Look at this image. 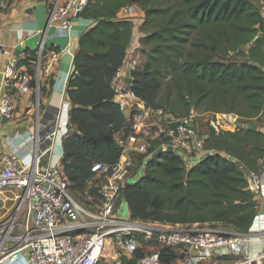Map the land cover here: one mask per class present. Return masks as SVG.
<instances>
[{
  "label": "trees",
  "instance_id": "1",
  "mask_svg": "<svg viewBox=\"0 0 264 264\" xmlns=\"http://www.w3.org/2000/svg\"><path fill=\"white\" fill-rule=\"evenodd\" d=\"M133 6L144 15L138 42L145 56L144 67L131 74L133 95L146 108L174 118L203 111L236 116L242 126L215 133L207 125L206 155L190 158V166L178 154L158 152L159 142H151L153 155L146 161L142 156L137 166L143 173L122 192L129 217L246 232L255 222L256 204L245 175L259 170L257 160L264 157V134L246 129L264 121V22L251 0H89L81 18L91 27L79 38L76 75L66 85L71 133L62 142L61 166L70 190L88 189L95 164L114 165L121 154L115 136L129 132L111 84L133 39L134 21L118 13ZM35 56L26 52L30 60ZM164 88L172 91V100L160 97ZM22 99L29 114L35 95ZM91 194L98 197L95 188ZM173 259L167 252L162 261ZM121 264L133 261L121 259Z\"/></svg>",
  "mask_w": 264,
  "mask_h": 264
},
{
  "label": "built area",
  "instance_id": "2",
  "mask_svg": "<svg viewBox=\"0 0 264 264\" xmlns=\"http://www.w3.org/2000/svg\"><path fill=\"white\" fill-rule=\"evenodd\" d=\"M88 2L51 0L47 25L69 30L73 19H81ZM132 8L121 10L122 19L134 21ZM261 18L264 22V7ZM35 55L33 60L26 55L11 57L0 73L1 122L15 119L23 94L30 92L37 98L38 115L42 85L55 77L59 55L43 40ZM133 69L132 64L124 63L111 84L114 101L127 120L129 132L123 134L120 158L114 165L92 167L95 176L89 184L98 193L94 209L74 200L61 164L42 167L37 157L25 165L17 154L0 152V196L15 195L13 207L0 217V264L23 250L27 264H121V259L132 260L133 264H163L167 252L174 256L169 264H264V230L239 232L210 225L172 227L130 217L119 219L118 205L124 188L143 173L137 170L133 174V155L143 156L146 161L153 155L148 154L150 143L161 138L168 144L160 145L158 151L180 155L187 166L191 165L190 158L200 159L204 153L202 140L195 132L197 114L174 118L161 110L146 108L126 83ZM75 75L72 65L68 80ZM69 111L70 106L64 104L43 133H34L36 154L40 150L52 152L57 140L71 133ZM218 115L211 114L208 124L215 133L225 131ZM236 128L234 122L229 131ZM257 165L259 170L245 175L256 211L264 198V157L257 160Z\"/></svg>",
  "mask_w": 264,
  "mask_h": 264
},
{
  "label": "crops",
  "instance_id": "3",
  "mask_svg": "<svg viewBox=\"0 0 264 264\" xmlns=\"http://www.w3.org/2000/svg\"><path fill=\"white\" fill-rule=\"evenodd\" d=\"M251 1L260 9L264 7V2ZM50 2L51 0H0V73L9 59L16 56L18 47L22 50L20 55H26V52H35L38 44L43 40L48 49L59 55V63L54 68L55 77L42 85L38 115L35 110L36 106L32 112L26 114L22 102L13 121H0V152L17 154L25 165L32 164L38 157L42 167L61 164L64 138L55 143L52 152L45 153L44 150H40L36 154L33 151L32 136L37 131L43 133L45 126H48L64 104L70 106L66 96L69 70L78 50L80 36L91 27V23L82 18L73 19L69 30H64L57 25L48 26ZM132 9L134 17L137 18L135 20L140 23L143 20V13L137 6H133ZM118 18H124L123 11L118 13ZM36 99L35 97V104ZM19 127L23 132L17 130ZM256 129L264 134V127L261 125H258ZM123 139V133L117 134L116 144L119 146ZM205 155L206 153H203L202 157ZM14 204V194L8 197L1 195L0 217ZM257 230H264V198L256 211L254 224L247 231ZM26 255L25 250L17 252L5 260L4 264H27Z\"/></svg>",
  "mask_w": 264,
  "mask_h": 264
},
{
  "label": "rangeland",
  "instance_id": "4",
  "mask_svg": "<svg viewBox=\"0 0 264 264\" xmlns=\"http://www.w3.org/2000/svg\"><path fill=\"white\" fill-rule=\"evenodd\" d=\"M133 18H135V17H133ZM140 24H139V22H137L135 20L134 28H133V39H132V42H131L128 50H127L125 64L130 63L134 66L133 71L131 73H128L129 75L127 78H131V74L137 69H142L144 67V64H145V56L142 54V48L140 47L139 42H138L139 39L143 36L141 33V25ZM229 61H236V60L233 57H230ZM237 62H239V61H237ZM160 97L163 99L165 97H169L170 100H172L173 99L172 91L167 92V90L164 88L160 94ZM40 112H41V109H40ZM233 117L235 119L236 126L237 127L242 126V121L239 120V118L236 116H233ZM153 119H157V118L153 117ZM210 120H211V113H204L203 111L197 112L196 119H195V121H196L195 132H196L197 138H199L200 140H203V138H205V136L207 135V131H208L207 125L209 124ZM233 124H234V122H232V125ZM259 125H261V127H264V121L259 123ZM17 130L19 132L22 131V129L20 127L17 128ZM225 131H229V130H225ZM58 140H60V139H58ZM123 141H124V139H123ZM158 142L160 145H162V144L167 145L168 144V142L162 138ZM133 160H134L135 166H134L132 172H133V174H135L138 170L137 166L139 165V163L141 161V157L138 158L136 155H133ZM131 182H134V180H131ZM93 188H94L93 184H89L88 189L84 192H80V191L72 192L71 193L72 197L79 204L84 205L87 208L90 207L91 209H94L95 205L97 204V195L91 194V192H93ZM10 194H12V193H4L3 196L8 197ZM118 217L121 220H125V219L129 218L127 206L123 201H121L120 204L118 205ZM216 226L219 229H225L224 226H221V225H216ZM109 250H110L109 253H111V255L113 256L114 250L112 248H110Z\"/></svg>",
  "mask_w": 264,
  "mask_h": 264
},
{
  "label": "bare ground",
  "instance_id": "5",
  "mask_svg": "<svg viewBox=\"0 0 264 264\" xmlns=\"http://www.w3.org/2000/svg\"><path fill=\"white\" fill-rule=\"evenodd\" d=\"M218 119L220 120V124L223 130H232L233 128L232 122H235V119L233 116L219 114Z\"/></svg>",
  "mask_w": 264,
  "mask_h": 264
},
{
  "label": "water",
  "instance_id": "6",
  "mask_svg": "<svg viewBox=\"0 0 264 264\" xmlns=\"http://www.w3.org/2000/svg\"><path fill=\"white\" fill-rule=\"evenodd\" d=\"M259 9H260V7L257 6V10H259ZM256 39H257V38H255L254 41H255ZM21 52H22L21 48L18 47V48H17V52H16V56L20 55ZM126 83H127V84L130 83V78H127V79H126ZM246 129H247V130H251V131H255V130H256V126L253 125V124H249V125L246 126ZM158 152H159V151H158Z\"/></svg>",
  "mask_w": 264,
  "mask_h": 264
}]
</instances>
